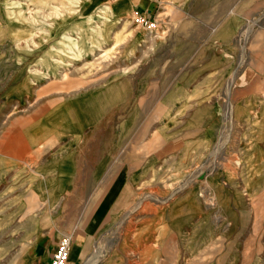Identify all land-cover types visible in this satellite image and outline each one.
Masks as SVG:
<instances>
[{
	"label": "rangeland",
	"instance_id": "rangeland-1",
	"mask_svg": "<svg viewBox=\"0 0 264 264\" xmlns=\"http://www.w3.org/2000/svg\"><path fill=\"white\" fill-rule=\"evenodd\" d=\"M89 2L0 0V264L75 239L73 189L97 181L120 208L80 264H264V160L246 141L264 122L240 103L264 87L245 75L255 8L161 0L148 29L92 22ZM76 147L88 160L55 159Z\"/></svg>",
	"mask_w": 264,
	"mask_h": 264
},
{
	"label": "crops",
	"instance_id": "crops-1",
	"mask_svg": "<svg viewBox=\"0 0 264 264\" xmlns=\"http://www.w3.org/2000/svg\"><path fill=\"white\" fill-rule=\"evenodd\" d=\"M242 3L248 5V8H255L249 16L257 19L256 28L252 34L251 43L248 51V58L246 61L247 70L245 75L247 77L253 76V80L264 82V0H240ZM161 0H91L89 2L90 6L97 7L100 9L104 5H108L112 9V14L116 13H130L133 15L134 12H142L146 15L152 16L156 9L158 8ZM232 22H230V25ZM264 87L257 91H249L240 103L246 105L247 111L252 114H257V116L250 115L247 118V126L259 128L260 124L264 122ZM245 107H242L243 109ZM263 110V111H262ZM260 113V116L258 115ZM246 141H251L249 153L256 154L258 160H264V138L258 135L257 138H247ZM75 145V144H74ZM103 143L100 144V155L96 157H92L97 163L95 165L96 173L95 177L99 176V172L104 171L100 168L99 161L104 160V147H102ZM98 149V150H99ZM97 150V151H98ZM51 152V151H49ZM48 152V153H49ZM72 156L68 158L70 153H61L62 156H58L55 159H72L76 161L88 160V155L86 149L83 147L78 149L75 148V151L72 152ZM260 155V157H259ZM53 157V155H52ZM84 158V159H83ZM73 167H77L74 165ZM82 169V168H81ZM80 169V171H81ZM77 170L74 171L76 174ZM94 176V175H93ZM99 182L89 183L85 182L78 190L73 189L74 192H81V196L79 200L84 201L83 204L80 205L81 208V219L79 225H81V231L76 235V238L73 241L70 256L68 259V264H80L82 260V254L84 251L87 242L90 237L97 233L115 214L119 211L120 205L117 201L109 202L106 200L98 190L96 191ZM263 183L260 184L262 186ZM75 186V185H74ZM95 191L98 194L95 196ZM78 200V201H79ZM112 203V204H111ZM55 240L53 246L48 247V253L45 263L50 259L51 253L55 247ZM165 247V245H164ZM51 252V253H50ZM72 255V256H71ZM175 256V254H174ZM44 263V264H45Z\"/></svg>",
	"mask_w": 264,
	"mask_h": 264
},
{
	"label": "built area",
	"instance_id": "built-area-1",
	"mask_svg": "<svg viewBox=\"0 0 264 264\" xmlns=\"http://www.w3.org/2000/svg\"><path fill=\"white\" fill-rule=\"evenodd\" d=\"M133 20L148 29L155 25L151 16L138 11L133 13ZM73 241V237L69 234L61 235L56 241L50 259L45 264H68Z\"/></svg>",
	"mask_w": 264,
	"mask_h": 264
},
{
	"label": "bare ground",
	"instance_id": "bare-ground-1",
	"mask_svg": "<svg viewBox=\"0 0 264 264\" xmlns=\"http://www.w3.org/2000/svg\"><path fill=\"white\" fill-rule=\"evenodd\" d=\"M82 1H89V0H73V3L75 4L76 2L78 3V4H80ZM112 16V9H111V7L110 6H108V5H105L104 7H102L95 15H93L92 16V19H91V21L93 22V21H95V20H97V18H102V19H109L110 17ZM245 40H247V37H246V39ZM244 47V46H243ZM242 47V48H243ZM243 50H244V48H243ZM242 50V51H243ZM245 53V52H244ZM243 53V54H244ZM242 56V55H241ZM245 56V55H244ZM244 58V57H243ZM65 74H64V78H65ZM231 106V105H230ZM228 107V106H227ZM226 107V108H227ZM230 108V107H229ZM231 109V108H230ZM231 110H229V112H230ZM229 115V114H228ZM158 200H162V198L161 199H159L158 198ZM139 203L137 204V206L139 207ZM135 207H133L132 209H131V211L134 209ZM136 209V208H135ZM134 209V210H135ZM72 256V255H71ZM97 261V258H95L94 260H92V261H88V263L87 264H95V262Z\"/></svg>",
	"mask_w": 264,
	"mask_h": 264
}]
</instances>
